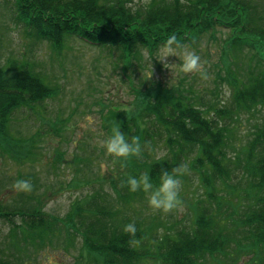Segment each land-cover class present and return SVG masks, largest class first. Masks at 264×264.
Here are the masks:
<instances>
[{"label": "trees", "instance_id": "trees-1", "mask_svg": "<svg viewBox=\"0 0 264 264\" xmlns=\"http://www.w3.org/2000/svg\"><path fill=\"white\" fill-rule=\"evenodd\" d=\"M1 1L4 17L33 41L59 51L64 37L74 36L106 48L119 57L124 76L132 55L154 52L173 33L192 48L206 39L220 51L211 96L224 86L228 91L205 102L158 80L157 89L137 93L140 103L131 110L110 102L101 127L110 131L119 122L140 138V154L110 156L115 166L103 185L77 178L73 185L92 194L73 202L62 221L40 207V196L18 193L19 208H0L14 240L35 248L63 233L66 251L80 238L98 264H264V0H148L134 4L137 10L127 0ZM34 69L28 61L0 65V130L6 135L16 112L36 114L58 94ZM70 162L77 173L81 160L76 155ZM183 164L179 204L143 216L153 209L146 193L129 191L122 181L148 172L158 183L162 170ZM129 222L135 234L124 231ZM0 264L14 263L0 254Z\"/></svg>", "mask_w": 264, "mask_h": 264}, {"label": "rangeland", "instance_id": "rangeland-1", "mask_svg": "<svg viewBox=\"0 0 264 264\" xmlns=\"http://www.w3.org/2000/svg\"><path fill=\"white\" fill-rule=\"evenodd\" d=\"M127 1L128 7L137 10L134 4L142 5L148 0ZM5 11L0 0V65L7 61H28L50 87L58 90V94L44 100L36 114L22 112L18 117L16 112L7 135L0 130V208H19L16 204L18 193L23 192L24 196L31 193L36 198L40 196L39 205L45 212L62 221L73 202L92 194L82 186L73 185L77 178L84 180L83 183L95 182L96 187L103 185L108 170L115 166V161L99 144L110 132L101 127V118L110 102L129 104L131 110L140 103L137 93L157 89L158 80L163 88L179 85L189 92V96L203 95L205 102H212V97H226L228 92L224 86L216 96H211L210 92L215 88L211 68L220 51L208 45L206 39L194 49L201 56L207 77L198 73L170 75V70L161 61L153 58L150 65L143 49L130 57L124 76L116 66L119 63L116 53L84 43L74 36L64 37L62 48L56 51L47 41H33L22 27L4 17ZM176 59L169 57L170 61ZM132 86L136 92L131 91ZM117 107L111 108L116 110ZM22 139L24 143H21ZM27 154L31 159H27ZM76 155L81 163L78 172L74 173L75 166L70 161ZM20 179L29 180L31 190L18 189L16 182ZM2 204L6 206L2 207ZM133 205L141 207L139 203ZM127 211L128 217L132 218L131 209ZM156 212L155 209L145 210L143 216ZM61 235L59 241L54 238L51 244L47 241L39 247H25L14 240L8 223L0 221V254L14 264H98L96 256L86 255L78 241L72 250L66 251L62 245L65 237L63 233ZM74 256L77 257L74 259Z\"/></svg>", "mask_w": 264, "mask_h": 264}, {"label": "clouds", "instance_id": "clouds-1", "mask_svg": "<svg viewBox=\"0 0 264 264\" xmlns=\"http://www.w3.org/2000/svg\"><path fill=\"white\" fill-rule=\"evenodd\" d=\"M169 57L177 59L170 61ZM146 58L150 65H152L153 58L161 61L164 67L170 70V75L178 77L184 73H198L202 77H207V71L199 53L180 41L174 33L166 37L154 52L149 50ZM139 141L138 136L130 137L128 133L122 131L120 123L117 122L112 125L110 132L102 137L99 144L104 152L114 159L126 160L140 154L141 144ZM187 167V164H183L177 166L173 171L162 170L159 173L158 183L153 182L148 172L139 176L129 174L122 183L128 186L129 191H144L147 195V202L153 209L170 210L180 202L181 177ZM16 185L20 190H31L32 188L27 179L18 180ZM124 231L135 234L137 232L135 222L125 224Z\"/></svg>", "mask_w": 264, "mask_h": 264}]
</instances>
